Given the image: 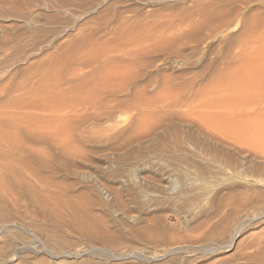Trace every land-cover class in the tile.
Returning <instances> with one entry per match:
<instances>
[{
    "label": "rangeland",
    "instance_id": "1",
    "mask_svg": "<svg viewBox=\"0 0 264 264\" xmlns=\"http://www.w3.org/2000/svg\"><path fill=\"white\" fill-rule=\"evenodd\" d=\"M0 264H264V0H0Z\"/></svg>",
    "mask_w": 264,
    "mask_h": 264
},
{
    "label": "bare ground",
    "instance_id": "2",
    "mask_svg": "<svg viewBox=\"0 0 264 264\" xmlns=\"http://www.w3.org/2000/svg\"><path fill=\"white\" fill-rule=\"evenodd\" d=\"M31 1V0H30ZM34 2V1H33ZM59 9V8H58Z\"/></svg>",
    "mask_w": 264,
    "mask_h": 264
}]
</instances>
